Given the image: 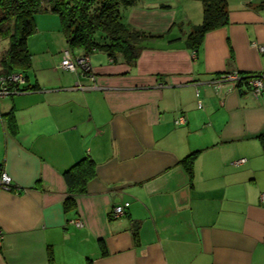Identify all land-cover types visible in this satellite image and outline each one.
I'll list each match as a JSON object with an SVG mask.
<instances>
[{
	"label": "crops",
	"instance_id": "obj_1",
	"mask_svg": "<svg viewBox=\"0 0 264 264\" xmlns=\"http://www.w3.org/2000/svg\"><path fill=\"white\" fill-rule=\"evenodd\" d=\"M226 9L192 51L199 0H138L121 11L144 34L136 63L91 54L89 74L59 68V19L35 16L24 85L38 87L0 99V172L13 183L0 190V264H264V91L217 83L264 75V0ZM196 151L189 177L180 161ZM84 156L95 176L69 195L63 174Z\"/></svg>",
	"mask_w": 264,
	"mask_h": 264
},
{
	"label": "trees",
	"instance_id": "obj_2",
	"mask_svg": "<svg viewBox=\"0 0 264 264\" xmlns=\"http://www.w3.org/2000/svg\"><path fill=\"white\" fill-rule=\"evenodd\" d=\"M203 9V21L192 28L186 38V45L196 51L204 35L222 28L228 23L226 0H199ZM138 0H0V41H7V49L0 57V77L13 72L26 73L31 67V56L27 42L36 32L35 16L42 13L55 14L61 31L66 38L68 49L82 50L91 55L103 52L114 59L120 54L126 63H136L141 47L137 42L144 38L138 30L130 29L123 21L122 9L133 7ZM245 79L263 77V74L241 73ZM220 76V75H219ZM246 83H239V85ZM38 86L23 85L22 91L35 90ZM264 141V135H259ZM197 151L180 161L189 177L192 162ZM95 163L89 156L71 166L63 174L69 195L85 191L87 183L95 176ZM2 172H0L1 175ZM67 207L73 205L68 197ZM87 264H91L88 260Z\"/></svg>",
	"mask_w": 264,
	"mask_h": 264
},
{
	"label": "built area",
	"instance_id": "obj_3",
	"mask_svg": "<svg viewBox=\"0 0 264 264\" xmlns=\"http://www.w3.org/2000/svg\"><path fill=\"white\" fill-rule=\"evenodd\" d=\"M261 54H264V45L257 47ZM59 68L63 71L76 73L80 71L84 74H89L91 72V63L89 55L85 54H75L71 50L66 49L62 52L61 62ZM26 80L24 74L21 72H13L9 75L0 77V99L8 97L10 95L23 92L21 87L25 84ZM246 83L244 91H249L253 96L257 97L264 91V76L263 77H252L250 79H245L243 74L238 72L225 73L218 77L217 83L221 85L222 83H231L233 85H238L239 83ZM201 107V104H198ZM1 121V115H0ZM175 125H182L185 123V119L182 116H178L174 120ZM245 160L237 161L235 164H242ZM0 190L12 191L13 183L11 177L2 172L0 175ZM262 200H264V195H262ZM124 214V208L121 205H116L111 210V217L117 219L122 217ZM70 223L74 224L76 227H82V222L79 220H72ZM3 239V235L0 232V242Z\"/></svg>",
	"mask_w": 264,
	"mask_h": 264
},
{
	"label": "rangeland",
	"instance_id": "obj_4",
	"mask_svg": "<svg viewBox=\"0 0 264 264\" xmlns=\"http://www.w3.org/2000/svg\"><path fill=\"white\" fill-rule=\"evenodd\" d=\"M41 25H43L44 23L42 22V23H40ZM7 46H8V43H7V41H0V57H1V54L3 53V51L5 50V49H7ZM93 55H104L102 52H95V53H93ZM61 62V61H60ZM60 64V63H59ZM29 75L31 76L32 75V71L31 72H29Z\"/></svg>",
	"mask_w": 264,
	"mask_h": 264
}]
</instances>
